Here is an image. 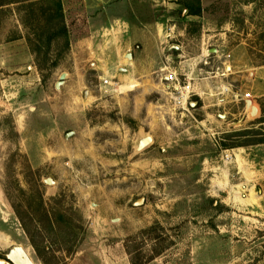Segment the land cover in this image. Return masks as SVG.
I'll return each mask as SVG.
<instances>
[{
	"label": "rangeland",
	"instance_id": "obj_1",
	"mask_svg": "<svg viewBox=\"0 0 264 264\" xmlns=\"http://www.w3.org/2000/svg\"><path fill=\"white\" fill-rule=\"evenodd\" d=\"M165 1L176 27L145 45L157 62L135 71L122 54L110 74L100 58L105 87L70 52L89 34L82 0H0V258L21 245L31 264H264V92L255 117L242 98L264 63V0ZM234 47L240 79L216 69Z\"/></svg>",
	"mask_w": 264,
	"mask_h": 264
},
{
	"label": "crops",
	"instance_id": "obj_2",
	"mask_svg": "<svg viewBox=\"0 0 264 264\" xmlns=\"http://www.w3.org/2000/svg\"><path fill=\"white\" fill-rule=\"evenodd\" d=\"M164 1L159 0L156 3L152 0H149V2L146 0L140 4L142 6L147 5L148 8L146 9L145 7L143 12H139L137 9L134 10L131 0H82L81 12L87 17L86 22L89 26L87 32L89 34L79 36L71 43V54L77 55L79 62L84 59L92 60L89 62V65H91L93 70L101 73L100 79L109 78V75H106L102 67H100L101 62L99 59H105L107 72L113 74L112 69L115 67L114 65L117 62H122L120 61L122 54H130V59L128 58L130 61L125 62L133 66L135 71L145 72L158 59L157 53L146 51L145 45L152 43L149 45L152 46L154 43L152 47L155 46L157 48V40H161L160 34L163 35V31L164 35L175 31L176 22H169V19L172 18V12L168 10L171 11L172 8L168 2ZM199 1L203 6H207L215 0ZM95 33L98 34L96 35ZM105 33H112V36L107 39L105 38L106 40L103 41V44L101 42L96 44L94 41L97 40L98 35ZM109 40L110 43L107 42ZM140 40L141 43L139 42ZM214 49L211 48V50ZM226 51H229V53L225 52V55H229L230 57L228 56L229 59H226L223 64L225 70L226 68L229 70H226L221 76H226L234 70L235 75L231 78L240 79L243 75L242 68H247L246 62H244L246 54L236 47ZM199 60L201 61L202 59L200 58ZM233 67L236 69H233ZM254 68L248 71L250 79L247 85L250 87L248 91L251 97L248 99L250 101L254 98V94L260 91L264 92V63ZM83 74L79 78L81 84L85 80ZM194 77L199 79L211 78L206 77L199 67L196 69ZM102 86L107 87L108 84H103ZM246 100L247 98H244V101ZM258 122L260 125H264V120H259Z\"/></svg>",
	"mask_w": 264,
	"mask_h": 264
},
{
	"label": "built area",
	"instance_id": "obj_3",
	"mask_svg": "<svg viewBox=\"0 0 264 264\" xmlns=\"http://www.w3.org/2000/svg\"><path fill=\"white\" fill-rule=\"evenodd\" d=\"M164 60L166 63L169 64V60L170 58H168V56H164ZM204 60H206V57L204 58ZM221 69V74L225 73V68H224V64L222 62V66H216V69ZM217 71V70H216ZM160 73L162 74V78L164 80L163 82V88L165 91H167L168 93H174L175 96L174 98L177 99H182L185 101L187 97H189V93L187 90H185L186 88L184 86L180 85V80H179V76H178V72L176 71L175 68H172L171 66H168L166 64H164L162 67H160ZM217 74V72H216ZM182 75H186V78H191L189 77L190 74H186L182 73ZM103 84H109L108 79L107 78H101ZM188 86V85H187ZM193 90V89H192ZM218 93H225L228 91V86L224 85L220 88L217 89ZM196 94H199V92L196 91ZM249 92H243L242 94V98H247L249 99Z\"/></svg>",
	"mask_w": 264,
	"mask_h": 264
},
{
	"label": "water",
	"instance_id": "obj_4",
	"mask_svg": "<svg viewBox=\"0 0 264 264\" xmlns=\"http://www.w3.org/2000/svg\"><path fill=\"white\" fill-rule=\"evenodd\" d=\"M179 45L175 43H171L168 48L169 49H177ZM127 57H130V54L127 55ZM66 73L63 71L59 75L60 81L65 77ZM59 81V82H60ZM191 104H193L191 102ZM245 104L247 106V115L249 117H255L258 112V107L256 104L252 103L250 100H246ZM151 141L150 135H144L142 136L138 143L137 148L141 149L145 145H147ZM43 181L46 183H53V181L49 178H43ZM143 202V198H139L138 204ZM0 260L3 262V264H31V259L29 258L27 252L21 245H15L13 247V250L11 251V254L6 257V259L0 258Z\"/></svg>",
	"mask_w": 264,
	"mask_h": 264
},
{
	"label": "trees",
	"instance_id": "obj_5",
	"mask_svg": "<svg viewBox=\"0 0 264 264\" xmlns=\"http://www.w3.org/2000/svg\"><path fill=\"white\" fill-rule=\"evenodd\" d=\"M58 5L60 6L59 1H58ZM202 8L203 7H201L200 5H198V6H195L193 9H191L190 12L192 14H199L202 11ZM59 30H60V32H65V27L63 25H61Z\"/></svg>",
	"mask_w": 264,
	"mask_h": 264
},
{
	"label": "bare ground",
	"instance_id": "obj_6",
	"mask_svg": "<svg viewBox=\"0 0 264 264\" xmlns=\"http://www.w3.org/2000/svg\"><path fill=\"white\" fill-rule=\"evenodd\" d=\"M108 82H109V84H110V81H109V79H108ZM109 84H108V85H109ZM0 264H1V263H0Z\"/></svg>",
	"mask_w": 264,
	"mask_h": 264
}]
</instances>
